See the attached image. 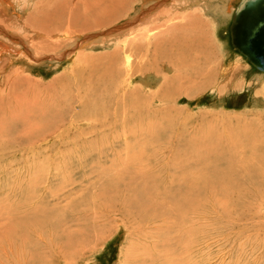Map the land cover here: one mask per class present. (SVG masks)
<instances>
[{
    "label": "rangeland",
    "instance_id": "374dc122",
    "mask_svg": "<svg viewBox=\"0 0 264 264\" xmlns=\"http://www.w3.org/2000/svg\"><path fill=\"white\" fill-rule=\"evenodd\" d=\"M27 2H23L24 7H15L14 14L12 10L5 12L8 14L5 19L9 30L20 35V24L23 22L29 24L32 20L29 18L30 14L35 11L51 10H43L42 6L46 3L51 7L60 6V10L65 9V13L61 19L58 18L60 19L57 24L58 29L52 37H43L42 40V36H38L35 39V41L41 39V42H46L44 45L48 46L41 57L42 60L28 62V59L18 53L0 50V63H2V66L0 64V122L2 120L1 124H3L0 127V264H156L158 261L162 264L165 259L163 251L167 247L164 248L166 245L161 244L165 242L172 250H176L173 261L183 257L186 264L187 261L190 264H264V194L249 200L239 199V208L236 206L238 210L233 212L226 222L218 221L219 218H209L205 219L203 228L196 226L192 229L191 226V230H189L190 226L177 225L174 219L166 216L156 224L148 222L143 225L138 233L134 230L133 224H123L116 220V218L120 219L119 216H113L116 212L113 207L120 208L118 201L114 199H111L113 207L109 209L114 212L102 217L98 223L93 225V215H89L92 213L89 209L94 206V200H99L101 194L97 197L95 195L98 194L97 192H102L110 182H118V186L123 189L125 186H130L129 180L132 179L136 186H141L140 176L135 172L138 169L143 170L144 166L148 169L155 167L157 173L153 172V169L148 172L151 173L153 182L158 187L169 186L170 173L171 175L179 173L177 165L173 169L170 165L166 167L170 159H173L170 154L172 148L176 152L191 150L195 146L205 149L214 148L217 142L224 143L228 137H234L232 134H239L245 140L250 133H256L258 137L264 139V86L263 82L257 79L264 74L250 66L247 60L232 47L228 30L230 17L229 22L226 19V23L221 20L214 25L210 23L211 15H209L203 17L208 25L202 20L193 28L194 31L192 28L186 30L190 40L197 37L201 39V49L206 50V56L208 52L211 53L209 64L205 62V66L203 62L194 64L203 68L204 74L208 73L206 71L209 66L216 74L214 73L213 80H208L204 87L197 90L192 88V93L190 90L188 92L183 90L186 87L183 88V84L181 86L177 82V90L180 93L171 94V102H156L150 108V111L157 115L156 118L154 117L155 126L151 127L160 139L158 143L160 151L154 156L155 161L135 163L131 166L134 171L124 173L123 162L126 161V157L123 153V144L133 140L143 142L146 138V141H149L151 137L144 132L145 130L136 131V127L133 129V126L132 128L124 126L136 119L131 110L124 109V112L118 114L122 109L114 110V107L108 105L107 108L98 107L103 108V113L102 109L87 110L84 106L86 98L94 92L98 104L106 103L108 100L109 94L103 90L107 88L103 84L98 86L96 84L101 74H98L97 70L92 73L90 68L96 67V63H100L102 57L111 54L115 48L112 45L98 46L100 43H96L97 41L105 43L104 40L109 36L94 37L90 34L86 39V34L77 32L79 26L72 24L68 13L73 0H28ZM6 3H2L3 8L9 7ZM38 3L42 5L37 6ZM170 4L171 2H166V5ZM22 8L25 10L23 11ZM0 13L2 14L0 16H4L1 10ZM12 18H15V21ZM124 20L125 18L122 19ZM122 21H119V25L125 23ZM182 21L172 20L171 23L179 27ZM70 29L71 33H69ZM73 30L79 36L76 44L53 55L51 45L71 39ZM169 34L171 37L177 35L176 32ZM47 39H51L49 43ZM187 39L180 38L177 41L180 43ZM26 47L35 55L31 41ZM92 56L95 58L93 59ZM91 59L98 61L93 62ZM110 60L111 57L108 61ZM161 68L160 66V72L158 70L148 73L149 79L160 80L156 73L161 76H174V72L167 69L162 71ZM222 69H229L228 77L233 80L230 82L231 85L228 84L229 81L220 82L221 79L218 77ZM238 74H241L240 77ZM114 79L118 86L116 89H119L126 77L119 71L117 78ZM139 80L140 78H133L129 81V85L134 87L139 84ZM192 80L194 81L193 78ZM96 87L99 90H96ZM174 88L176 87L173 86L172 89ZM83 106L86 109L83 110ZM105 111L108 114H105ZM9 114L12 117L8 118ZM99 116H102V120ZM122 117L123 120L120 119ZM150 117L148 115L144 118L143 125H148ZM105 119L110 122H106ZM21 122L23 126H16ZM143 128L149 129L147 126ZM110 196L112 198L111 194L105 195L106 198ZM229 219L235 223L233 227L229 225L228 222L231 221ZM215 231L217 233L221 231L226 235L223 236L219 232V236H215ZM64 232L76 238L86 237L83 248L81 249L78 244L66 254L61 245L65 240H59ZM171 234L176 239L178 237H183L180 238L182 240L186 239L187 245L185 246V241L180 239L176 244V239H173ZM202 235V239L206 240L203 241L205 248H199L198 254H192L193 248L196 249L200 243L204 247V243L199 240ZM195 240L198 241L196 244ZM185 249L190 256L180 255L185 253ZM171 258L172 255L166 259ZM180 264H184L183 261Z\"/></svg>",
    "mask_w": 264,
    "mask_h": 264
},
{
    "label": "bare ground",
    "instance_id": "6f19581e",
    "mask_svg": "<svg viewBox=\"0 0 264 264\" xmlns=\"http://www.w3.org/2000/svg\"><path fill=\"white\" fill-rule=\"evenodd\" d=\"M27 1L28 0H0V10L4 15L0 16V50H4L5 52L9 53H18L22 55L23 58L28 59V62H38V60L36 59L42 60L41 57L43 53L46 52V49L48 47L44 45L46 42H41V39L43 40V37L45 38L47 36L52 37V35L55 34V31H57L58 29L57 24L63 17L65 9L60 10V6L51 7L50 4L46 3L47 5L44 4L42 6L44 8L43 10L51 9L49 10V12L41 10L40 12L35 11L32 14H30L31 12L28 13L30 14L29 18L32 20L29 24H27L26 22H23V24L18 23L21 27L20 35L18 33L12 32V30H9L7 20L5 19V16H7L8 14H6L5 12L8 13L7 10H12L14 14L16 11L15 7L20 8L23 6V2ZM159 1L161 0H73L70 8L68 7V3L66 4L67 8H69L68 13L70 20H72V24L74 26H79L77 27L79 28L77 32H80L82 35L86 34V39L88 36H90V34H92L94 37L103 35L109 36L106 40H104L105 43H102L100 41H97L96 43H100L98 46L110 47L112 45L115 47L111 54L104 55L102 57V61H100V63H96V67L90 68V70L92 69V73L97 70L98 74H101L98 76V79L96 81L97 86L99 84H103L107 89L108 87H110L109 90L103 89L106 94H109L108 100L106 101V103L103 102L104 104H98V98L97 96H95L96 93L94 92L87 98L85 96L86 101L84 103V106L87 108V110H94L100 106L107 108L108 105L114 107V110L122 109L118 114L124 112V109L131 110L134 113L136 119L130 121L124 126H129L131 128L133 126V129L134 127H136V131L145 130L144 132L148 133V135L151 137L149 141H146V138L143 140V142L133 140L132 142L126 141L123 144V153L126 157V161L123 162V165L125 166L124 173H131L132 171H134V169H131V166L135 163L144 164L149 160L155 161L154 156H156L160 151V146L158 147L160 139H158L159 137H157V134L154 132V128L151 127L155 126L154 120L157 115L155 112L150 111V108H152V106L156 102H171V94L175 95L177 94V92L178 94L180 93L177 90V82H179V85L181 86L183 84V88L186 87V89L183 90L187 92L188 90H190L192 93V90H197L198 88L204 87V84L208 80L212 81V78H214L215 72L210 68L209 65L206 71L208 73H205V75L203 68H201L197 64H194L202 62L203 64L204 62L205 64H209L211 60V53L209 54L208 52L206 56V50L201 49L202 44L199 37H197L196 39H192L194 43H189L192 40H190V36H187L186 30L188 28H195L199 21L205 20V23H207L206 19L204 18L209 15H211V19L209 18L211 20L210 23L214 24L218 21L220 23L221 20L225 21L226 23V19H228L229 17L231 23L234 13L240 8L244 0H162L160 4ZM236 1L238 2L235 4ZM6 2H8V4ZM166 2H171V4L166 5ZM2 3H6V5L9 7L3 8ZM41 5L42 3L37 4V6ZM22 10L24 11L25 8H22ZM42 12L45 14H42ZM0 15L2 14L0 13ZM14 17L18 18V16ZM82 18L84 20H82ZM123 18H125L124 21H122ZM12 19L13 21H15V18ZM172 20H183V23L181 22L182 25L180 23V26L177 27L172 25ZM119 21L125 23L123 25H119ZM74 30L71 39H65L63 42L58 41V43L51 45V49H53V55H56V53H59L66 47H70L76 44V39H78L79 36L75 33ZM194 30L195 29H193V31ZM173 32H176L177 35L171 37V34L169 33ZM69 33H71V29L69 30ZM74 34H76L77 36ZM165 35H167L168 37H166ZM38 36H42V38L40 39V41H35L36 37ZM180 38L188 39L184 42L178 43L177 39ZM49 40L47 39L48 43ZM29 41L32 42V48L35 55H33L31 53L32 51L28 47H26L29 46ZM184 43L188 44L184 45ZM181 44H183V46ZM232 47L238 52V54L241 55V57L247 60L250 66L259 71L261 74H264V70L253 66L243 53L238 51V49H236L233 45ZM109 57H111L110 61H108ZM92 58L94 59L95 57L92 56ZM132 58L133 60H131ZM93 59H91L93 62L98 61V58L95 61ZM91 60H88V62L90 61L92 63ZM0 64L2 66V63ZM160 66L162 67V71H164L163 69H167L174 72V76H161L159 73H156L159 75L158 78L160 80L151 78L149 79V77L147 76L148 73L152 71H158ZM117 70L120 71L122 76L126 77L123 84L122 80H120L122 86H120L119 89H116L118 88V86L116 85V81L114 79L118 76L119 71L116 72ZM165 73H167V71H165ZM229 74V69H222L218 77L219 79H221L220 82L224 83L225 81H229L228 84L231 85L232 83L230 82H232L233 80L229 79ZM238 75L240 77L241 74ZM133 78H140L141 80H139V84L135 85L134 87H132V84V86L129 85V81ZM192 78L194 79V81L192 80ZM257 79H260L261 83L263 82L264 86V75H261V77H258ZM197 81H199L200 83ZM173 86L176 87L174 88V90L172 89ZM170 88L172 90H169ZM96 90H99L98 87H96ZM173 91H176V93H173ZM81 96L83 97V95ZM85 107L83 108V110L86 109ZM101 109L104 113L103 108ZM101 109L98 108V110ZM106 112L107 111H105V114H108ZM143 113H145L144 116ZM99 114L100 113H98V115ZM16 115L18 116V114ZM148 115L151 116L149 119L150 121L148 122V125H143V120L145 117H148ZM106 116L108 117V115ZM10 117H12L11 114L8 115V118ZM99 118H101L100 120H102V116H99ZM120 119L123 120V117ZM13 122L14 121H12V123ZM97 122H99V120ZM108 122H110V120ZM113 122L115 124V121ZM35 123L36 122H34V124ZM1 126H3V124H1L0 127ZM16 126H23V124L21 122L16 124ZM143 126H147V128L149 127V129H144ZM112 127L114 128V125ZM232 135H234V137H228L225 142L223 141L224 143L217 142L216 144H214V148L205 149L204 147L200 148L201 146H195V148L191 150H183L182 152H176L172 148V150H170V154L172 155L173 159H170V162L166 164V167L168 168L170 165L173 169V167L177 165L179 173L171 175V173L169 172V186L167 187H158V185L153 182L151 173L148 172L153 168L148 169V167L146 166L143 167V170L138 169L137 172H135L140 176L141 186H136L135 181H133L132 179L129 180L130 186H125L123 189L122 187L118 186V182H110L104 187V190L102 192H97L98 194H96L95 197L101 194L100 198L99 200H94V206L92 207V209H89L92 212L89 215H93V225L98 223L102 217L108 216L114 212L109 211V209L113 207L111 205V199L117 200L120 206L119 209L113 207L116 210L113 216L120 217V219L116 218V220L121 221L123 224H133L134 230H136L138 233H140L141 227L143 225L147 224L148 222H151L150 224H156L157 222H161V220L166 216H168V218L170 219H174L177 225L186 224L188 225L187 227L190 226V229L188 228L189 230H191V226L192 229H195L196 226H201L203 228L206 223L205 219L208 220L209 218H219L218 221L226 222V219H228L233 212L238 210L236 209V206L238 207L240 204L239 199L246 198L249 200L259 194H264V139L262 138V140L257 136L256 133H250V135H248L245 140H243V138H241L239 134ZM216 149L219 150L215 151ZM185 163L187 165H185ZM153 172H155V167L153 169ZM173 183H175V185L172 186ZM106 194H111L112 198L111 196L106 198ZM39 222H41V220H39ZM228 223L231 227H233L235 224L232 220ZM33 226L35 225L33 224ZM211 226H213V224ZM217 231H215V236H219V232L221 233V231H219L218 233ZM171 232L169 231V233ZM61 235L62 238H60L59 240H65L63 241V243H61V245L66 254L69 252V250L78 246V244L81 249L83 248V245H85L86 237L76 238L69 233ZM172 235L173 234H171L170 236ZM224 235H226V233ZM205 236L207 237V235ZM172 238L176 239L173 236ZM180 238L178 237L176 239V244L177 240ZM202 238L203 235L199 238V240L201 239V242L205 240ZM221 239L223 240L222 237ZM167 240L168 239L166 238V241ZM180 240L185 241L186 239ZM180 240L178 241L180 242ZM56 242H58V240H56ZM197 242L195 240V244ZM187 243L188 242L185 241L184 245H187ZM164 244L166 245L164 246V248L167 247V249L163 251L165 259L163 260L162 264H180L182 261L184 264H186L183 257H179L175 261H173L176 250H172L169 244L168 245L170 247H168L166 242L161 245ZM202 245L203 244L200 243V245H198L196 249L193 248L194 250L192 254H196L197 252H199V248L204 249L206 246L205 243L204 247H202ZM190 246L192 248L191 244ZM176 247L177 246H175V248ZM164 248L161 249L164 250ZM171 255V259H166ZM180 255L185 257V255L190 256V253L186 250L185 253H182ZM178 261H180V263ZM156 264H159V261L156 262ZM187 264H190V262L187 261Z\"/></svg>",
    "mask_w": 264,
    "mask_h": 264
},
{
    "label": "water",
    "instance_id": "95a60500",
    "mask_svg": "<svg viewBox=\"0 0 264 264\" xmlns=\"http://www.w3.org/2000/svg\"><path fill=\"white\" fill-rule=\"evenodd\" d=\"M231 44L264 70V0H244L229 26Z\"/></svg>",
    "mask_w": 264,
    "mask_h": 264
}]
</instances>
